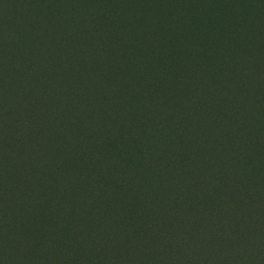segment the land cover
I'll return each instance as SVG.
<instances>
[{
  "label": "trees",
  "instance_id": "obj_1",
  "mask_svg": "<svg viewBox=\"0 0 264 264\" xmlns=\"http://www.w3.org/2000/svg\"><path fill=\"white\" fill-rule=\"evenodd\" d=\"M0 5V264H264V0Z\"/></svg>",
  "mask_w": 264,
  "mask_h": 264
},
{
  "label": "rangeland",
  "instance_id": "obj_2",
  "mask_svg": "<svg viewBox=\"0 0 264 264\" xmlns=\"http://www.w3.org/2000/svg\"><path fill=\"white\" fill-rule=\"evenodd\" d=\"M5 5H0V18L4 17L9 20V22H1L0 21V42L3 40V38L8 34L9 29L16 28L21 29L23 33H28L29 30L32 28L34 30H37L39 25L38 18L35 19L36 26L34 27V20H31L30 17L25 18V13L22 12H15L12 10V8L7 7ZM1 20V19H0ZM20 47H17L19 49ZM3 73V71L0 70V90L3 92L7 91V102L10 105V109L8 110H2L0 111V151L3 150L4 142H7V140L13 138L16 140V138H24L25 135L28 132V128L26 125L27 118H22L25 114H29L30 110H28L26 107L21 108L18 106L19 97L15 92L13 91V85L12 84L15 80L20 81V83L24 84L26 83L25 79H19L18 72H15L14 70ZM38 78V76H37ZM39 79V78H38ZM12 84V86H10ZM9 85V86H5ZM15 85H19V83H15ZM26 94L32 93L34 94V91L30 88V86H25L22 89ZM32 94H29L28 96H32ZM27 96V99L29 97ZM43 94H40L39 97H43ZM16 97V99H15ZM10 101V102H9ZM27 111L29 113H27ZM24 122V125L22 123ZM3 142V143H2ZM20 147V144L17 145L16 150H18ZM14 154V153H12ZM16 177H19L18 175ZM6 185H11L13 183L17 184V180L13 178H7Z\"/></svg>",
  "mask_w": 264,
  "mask_h": 264
}]
</instances>
